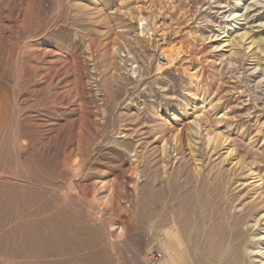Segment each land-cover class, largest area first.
<instances>
[{"label":"rangeland","instance_id":"1","mask_svg":"<svg viewBox=\"0 0 264 264\" xmlns=\"http://www.w3.org/2000/svg\"><path fill=\"white\" fill-rule=\"evenodd\" d=\"M224 196L262 264L264 0H0V264H215Z\"/></svg>","mask_w":264,"mask_h":264},{"label":"bare ground","instance_id":"2","mask_svg":"<svg viewBox=\"0 0 264 264\" xmlns=\"http://www.w3.org/2000/svg\"><path fill=\"white\" fill-rule=\"evenodd\" d=\"M231 15H230V17H231ZM238 18H239V15L235 14L232 18H230V22L228 23V26H226L225 28H227V30L233 29V27H234V30L236 28H238L236 26V23H238L237 22ZM247 33L244 32V33L240 34L241 39L244 38L247 35ZM227 36H228L227 34H223L222 36H216V37H214V40L215 39H223V37H227ZM249 43H253V41L251 40ZM240 45L241 44L239 42H236L234 38H231V36H228L227 39L221 41V44H219L216 51H224V48L228 47V49L226 51L229 52V55H234V54H236V50H237V48L240 47ZM193 90L194 89H192V91ZM189 94H192V92H190ZM176 136H178V135H176ZM195 196H196V194H195ZM188 197H191V196H188ZM257 200L258 199H256V201ZM259 201H261L260 203H262V202H264V199L261 200L259 198ZM229 202H230V200L226 199L225 196L221 197L219 202H216L218 204L217 208L214 210L208 211V216H209L208 217V226L209 227H208V230L206 229L207 231H205V232H207L206 250L209 253V257L211 258L210 260L214 261L215 264L218 262H221V264H224L225 260L230 256L232 257V259H234L233 260L234 264H239L242 261L243 262L246 261L251 256V253L246 254L244 252V245H245V243H247V244L250 243L249 242L250 240L246 236L247 232L245 234L242 233V228L240 226V225H242L241 224L242 222L234 223L235 227L233 228V230L229 234V237L224 238V211L223 210ZM188 203H190V202H188ZM210 208H212V207H210ZM186 220H188V218ZM262 220H264V217L262 218ZM167 221H169V220H167ZM202 223H203V221H202ZM203 230H204V228H203ZM171 236L172 235H170V237ZM257 239L259 241L263 242L264 241V232ZM225 243H227V245L229 247V250H230L229 252L226 251ZM223 246H224V248H223ZM255 254L259 255V256L263 255V260L261 261V263L264 264V249L259 250V252H256ZM212 261H211V263H213Z\"/></svg>","mask_w":264,"mask_h":264},{"label":"built area","instance_id":"3","mask_svg":"<svg viewBox=\"0 0 264 264\" xmlns=\"http://www.w3.org/2000/svg\"><path fill=\"white\" fill-rule=\"evenodd\" d=\"M162 257H163L162 252L159 250H153L150 252L149 255L150 260H152L153 262L161 260Z\"/></svg>","mask_w":264,"mask_h":264}]
</instances>
